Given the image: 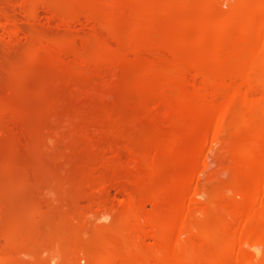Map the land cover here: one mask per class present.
Segmentation results:
<instances>
[{
	"label": "bare ground",
	"instance_id": "obj_1",
	"mask_svg": "<svg viewBox=\"0 0 264 264\" xmlns=\"http://www.w3.org/2000/svg\"><path fill=\"white\" fill-rule=\"evenodd\" d=\"M49 1L17 0L14 6L29 4L37 16ZM90 3L50 19L88 24L94 36L118 32L113 43L104 42L105 50L114 56L113 67L135 70L132 87L154 92L149 113L156 126L150 146L133 137L103 148L100 159L110 163L105 171L98 167L103 171L85 191L80 224L86 229L92 211L107 208L112 190L124 198L109 208L113 219L99 226L103 232L92 238L82 232L72 246L84 255L96 250L94 264H264V0ZM17 19L0 5L1 44L24 34ZM46 34L28 50L30 59H49L59 69L71 54L74 70L88 73L93 59L79 45L63 46L78 34ZM143 60L150 78L139 75ZM109 89L97 95L111 98L115 90ZM12 260L0 255V264Z\"/></svg>",
	"mask_w": 264,
	"mask_h": 264
},
{
	"label": "rangeland",
	"instance_id": "obj_2",
	"mask_svg": "<svg viewBox=\"0 0 264 264\" xmlns=\"http://www.w3.org/2000/svg\"><path fill=\"white\" fill-rule=\"evenodd\" d=\"M16 1L0 0V5L15 14L24 32L9 45L0 43V255H12L11 264H49L50 257L58 264H94L98 252L81 254L72 246L73 239L82 232L90 238L101 233L99 226L113 219L109 208L124 195L112 190L107 208L89 215L88 229L80 224L79 207L86 204L85 191L110 163L106 157V163L100 159L103 148L133 137L152 144L150 134L156 118L149 113V106L155 94L131 86L135 73L131 66L113 67L114 56L105 50L104 42L113 43L117 31L94 36L88 24L60 25L57 19H50V14L81 12L91 5L90 0H52L37 16L29 4L14 6ZM125 8L135 11L134 6ZM45 30L51 37L78 34L74 42L62 40L65 44H61L79 45L93 59L88 73L74 70L77 62L71 54L59 69H53L49 59H30L28 50L39 45ZM144 61L139 75L150 78ZM24 70L29 75L27 71L23 74ZM110 87L115 90L111 98L97 95ZM92 88L98 97L91 96ZM146 207L151 209L150 204ZM68 209L76 215H67ZM40 213L48 215L42 218ZM63 235L70 239L62 241Z\"/></svg>",
	"mask_w": 264,
	"mask_h": 264
}]
</instances>
